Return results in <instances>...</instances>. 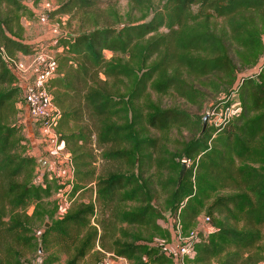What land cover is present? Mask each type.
<instances>
[{"label":"trees","instance_id":"1","mask_svg":"<svg viewBox=\"0 0 264 264\" xmlns=\"http://www.w3.org/2000/svg\"><path fill=\"white\" fill-rule=\"evenodd\" d=\"M95 3L67 0L51 15L72 9L89 12ZM25 10L21 0H0V264H24V249L38 252L39 247L41 264L59 262V253L66 256L61 264H79L97 244L130 264H169L161 245L151 242L153 237L169 240L158 220L175 214L181 205L183 232L194 226L202 211L214 226L197 243L191 264H211L213 259H219L218 264L263 262V257L250 252L258 246L264 226V0H165L148 21H130L120 28L94 26L54 37L61 53L55 58L57 75L49 90L59 110L58 139L72 156L73 192L94 182L99 202L112 209L119 206L116 222L144 227L150 231L147 237L116 229L113 223H100V230L91 223L94 204L76 201L39 237L33 234L26 208L33 205V216H44L40 206L61 184L45 172L42 183L32 182L37 158L22 145L16 121L20 88L1 54V48L11 58L37 51L34 44L20 39L19 14ZM105 52L130 53L136 60L107 61ZM260 62V70L238 86L239 115L219 127L201 132L202 116L152 103L143 113L138 105L151 89L172 91L201 111L210 92L229 94L237 75ZM77 100H81L78 106ZM82 113L94 118L96 141L106 147L102 156L117 168L98 176L90 169L91 156L84 147L92 131L84 126L69 129ZM173 126L188 134L178 141L176 153L168 152L176 162L160 208L154 202L155 176L149 173L153 165L157 167L152 152L157 139H148L144 131ZM182 160L191 165L177 185ZM223 189L231 193L217 194ZM207 199L211 200L204 205ZM215 213L222 218H215ZM143 238L148 241L141 243ZM51 248L56 251L45 256ZM245 253L250 254L242 258Z\"/></svg>","mask_w":264,"mask_h":264},{"label":"rangeland","instance_id":"2","mask_svg":"<svg viewBox=\"0 0 264 264\" xmlns=\"http://www.w3.org/2000/svg\"><path fill=\"white\" fill-rule=\"evenodd\" d=\"M23 5L25 6V11L19 14V24L22 27L20 32V39L24 42L32 43L36 46L38 53H41L47 57H54L56 58L61 53V48L55 47L54 37L59 36L60 34L66 32L78 33L81 31H86L94 26H103V25H114L116 28H120L121 26L127 24L130 21L136 22H143L148 21L154 11L156 9H160L162 4H164L165 0H96L94 8L89 12H81L80 10L72 9L69 13H59L51 15L52 10L56 9L57 7L64 4L67 0H21ZM41 16L44 17V21L41 20ZM161 31H164L161 29ZM105 59L113 60V61H120L122 63H130L136 60V57L129 54H117L113 55L110 52H105ZM58 64V63H57ZM103 78V77H102ZM221 93L215 94V92L209 93V98L204 103L203 108L201 111H198L195 107L190 105L188 102L183 100L182 98L178 97L174 92L169 91L168 93H157L154 90L147 89V93L144 97L139 100V107L143 113L147 111L146 107H149V103H152L156 106L161 108H176L179 110L187 111L194 117L195 115L204 116L213 103L220 99ZM81 100H77L75 102L76 106L80 105ZM17 107V124L20 126V133L24 138V145L25 152H27V148L31 149V143L29 139H27L26 131L23 129V121L25 120V108L23 104L22 94L20 91L19 99L16 103ZM58 109V108H57ZM84 110V109H83ZM85 111V110H84ZM92 122L94 118H88V114L82 113V118L79 122L75 123L71 121L69 123V129L77 130L76 127H87L89 131H92L90 135V142L87 146L84 147V151L89 153L91 157H89L90 161V169L94 171V175L98 176L99 174H103L108 170H112L117 168V165L113 162L107 161L103 158L102 153L103 150L106 149L104 145H99L96 141V133L93 129ZM209 120L207 121V127H210ZM32 128L35 130V138L38 139V125L36 123H32ZM66 130V129H65ZM148 139H157V147L154 149L153 157H157V167L153 165L149 169V173L152 176H155V184L154 189L156 191V199L154 200L155 205L161 208L164 198V192L166 187L169 185L170 173L173 176L174 173V161H171L169 153H176V148L178 147V141L184 139L188 132L184 128L179 127H170L166 130H154L148 129L144 131ZM38 141V140H37ZM30 145V146H29ZM39 146L41 144L39 143ZM42 147V146H41ZM40 157L37 159V163L39 160H49L50 155L42 152ZM191 162L185 163L186 171L184 173L183 179L185 174L190 167ZM46 167V168H45ZM171 167V169H170ZM38 168L41 167L38 164ZM37 167H35L33 172L32 182L35 184H40L43 181V176L40 175L42 171H40ZM43 168H45V173L49 174L48 170V163H43ZM56 192H54L49 198L45 199L42 207L40 206V213H43L44 216L42 217H35L33 216L35 206L30 205L26 208L25 214L30 218L31 227L33 230V234L39 237L43 228H45V223L50 225V222L61 217L69 207L65 209V212L60 214L59 205L56 199ZM230 190L223 189L220 190L217 194H230ZM73 201L76 202H84L88 203L91 202L95 206V214L91 219V223L93 225L98 226L101 230L100 223L108 225L115 224V228L118 229L120 227L129 230L131 233H136L140 236L147 237L150 231L141 226H129L126 224H119L116 222V218L114 217V212L117 208L112 209L111 206L103 205L99 202L95 195V188L94 182L86 184L84 188L79 189L75 194L71 196ZM211 199L205 200L204 205L208 204ZM117 206V205H116ZM115 206V207H116ZM129 205H126L127 207ZM46 213V214H45ZM168 212L165 213V215ZM204 211L200 212L196 218L205 216ZM215 218L221 219L222 215L217 213L214 214ZM48 225V226H49ZM241 226V223L238 224ZM108 228V226H107ZM108 230L111 231V228ZM261 240L259 241L258 246L251 251L250 253H254L255 255H260L264 258V226L261 228ZM109 233V231L107 232ZM117 233V232H116ZM119 235V233H117ZM161 239L159 237H153L152 245H157ZM106 243H109L108 238H106ZM148 239L143 238L141 243H146ZM56 251V249L51 248L50 251L46 252L44 255L52 254ZM232 251L224 254L228 255L231 254ZM250 253H245L243 257H246ZM44 256V257H45ZM60 257L59 262L54 264H61L64 262L66 256L64 254H58ZM117 256L114 255L112 252L104 251L101 249L100 244H97L94 249L89 252L85 258H83L79 264H96L98 261L102 262L103 264H118ZM223 257V256H222ZM43 259L42 256V249L41 253L34 251L33 248H26L23 251L22 261L24 264H41V260ZM219 259H213L211 264H218ZM128 261V260H127ZM264 262V260H263ZM263 262H259L257 264H263ZM192 263V262H191ZM188 263V264H191ZM128 264H130L128 262ZM147 264H153L152 262H148Z\"/></svg>","mask_w":264,"mask_h":264},{"label":"built area","instance_id":"3","mask_svg":"<svg viewBox=\"0 0 264 264\" xmlns=\"http://www.w3.org/2000/svg\"><path fill=\"white\" fill-rule=\"evenodd\" d=\"M41 20L44 21L43 16ZM1 54L18 80L27 117L38 125V142L44 152L50 155L51 159L46 161L50 174L48 177L57 178L61 184L55 194L60 214H62L71 205L73 201L71 196L76 192H73L75 174L72 156L66 149L64 141L58 139L56 127L59 110L54 105L49 90L50 81L57 75V62L54 57H47L36 51L28 56L11 58L1 48ZM260 64L261 62L239 73L229 94H222L220 103L210 107L207 113L211 126L219 127L239 115L241 106L238 99V86L244 77L255 75L260 70ZM182 162L187 163L186 160ZM45 168H38L42 171L41 176ZM181 207L175 214L158 220L160 226L169 233L168 241L157 242L169 259V264H188L193 261L197 256V243L207 238L214 230L210 217L205 215L196 218L194 226L187 232H183L180 220ZM116 258L118 264H128L127 259Z\"/></svg>","mask_w":264,"mask_h":264},{"label":"crops","instance_id":"4","mask_svg":"<svg viewBox=\"0 0 264 264\" xmlns=\"http://www.w3.org/2000/svg\"><path fill=\"white\" fill-rule=\"evenodd\" d=\"M25 111V110H24ZM25 120L23 121V129L24 131H26V137L27 139H29L30 143H31V149L27 148V154L29 156H32V157H35V158H40V157H44V156H40V154L43 152L44 155H45V152H44V149L39 146V142L37 141L38 139L35 138V130L32 128V121L27 117L26 113H25ZM38 131V129H37ZM25 138V137H24Z\"/></svg>","mask_w":264,"mask_h":264},{"label":"water","instance_id":"5","mask_svg":"<svg viewBox=\"0 0 264 264\" xmlns=\"http://www.w3.org/2000/svg\"><path fill=\"white\" fill-rule=\"evenodd\" d=\"M208 118H209V115L208 113H206L203 117H202V129H201V132L204 131L207 127V121H208ZM45 160H39L38 161V164L41 168H43V163L45 164ZM186 171V166H185V163L182 162L181 164V168L179 170V174H178V179H177V185H179V183L181 182V179L183 178L184 176V173ZM48 223H45V227H48ZM39 253H41V249L39 247V250H38Z\"/></svg>","mask_w":264,"mask_h":264}]
</instances>
